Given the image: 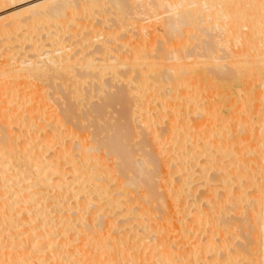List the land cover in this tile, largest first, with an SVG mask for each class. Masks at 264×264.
<instances>
[{"label":"bare ground","instance_id":"bare-ground-1","mask_svg":"<svg viewBox=\"0 0 264 264\" xmlns=\"http://www.w3.org/2000/svg\"><path fill=\"white\" fill-rule=\"evenodd\" d=\"M97 1H31L0 16V36ZM177 1L170 35L196 23L195 1ZM125 2L113 0L122 14ZM246 3L248 32L231 2L214 15L246 45L204 36L154 54L140 44L79 55L48 32L52 51L0 50L2 77L22 84L0 78V264H264V0ZM232 86L249 108L227 102Z\"/></svg>","mask_w":264,"mask_h":264},{"label":"rangeland","instance_id":"rangeland-1","mask_svg":"<svg viewBox=\"0 0 264 264\" xmlns=\"http://www.w3.org/2000/svg\"><path fill=\"white\" fill-rule=\"evenodd\" d=\"M20 1H22V0H20ZM20 1L15 0L14 3L5 4V5H7V6L4 5L5 7L0 6V8H1L0 9V16L6 15L7 13L9 14L10 10L12 11L13 9L14 10L20 9L19 7H22V6L25 7L26 5H28L27 3H30L31 1L34 2L35 0H31V1L30 0H23L22 2H20ZM123 1L125 2V0H123ZM170 1L171 2L173 1L174 2L173 4L176 5V7L172 6L173 8L171 7V9H168L167 7H164L162 5L160 7L159 6L160 4L158 5V0H128L127 1L129 3L128 11H130V12H127L126 11L127 9H126L125 10L126 13L123 11L125 13V15H124V13L122 14V12H121V10H119V8H116L114 6L113 0H111V1L110 0H98L97 1V3L99 2L98 4H91V5L86 6V7L84 6V8H83V6L81 7L79 5L80 7L76 6V8H78V9H76V8L74 9V7L72 8V10H75V11H73L74 13L72 15L66 14L67 18L65 20L63 18V19L58 20L60 22H56V23H53V21H51V25L49 22L45 23V24H41V25H36L34 27L33 31L31 28L27 27L28 30L30 31V29H31V31L29 33V31L27 30V32L29 34L27 33L28 35H26V37H25L24 32L26 33L27 28L26 29L25 28L24 29H18L16 34H7V35L0 36V43L5 42L1 46L3 48H0V50H3L5 45H6V49L3 50L4 52H6L8 49H10V48H8L9 46L7 44L10 43L13 46L14 45L18 46L17 44L20 45V43H21L23 49L21 48V50H20L21 52L19 51L20 53H22V50H24L25 48L28 47L27 45H29V48H30L34 44H35L34 47L35 46L41 47V45L42 46L47 45L48 47H45V48L43 47L42 49L44 51L45 50L48 51L49 49H50V51H52L53 48L49 47L48 44H51V42L54 41L55 36H56V38H58L57 42L63 43L64 46L69 45L68 48L70 47L69 48L70 52L77 53L73 50H75V49L79 50L78 52H81L79 55H82L83 53L88 52L90 49L93 50L94 47L96 48V46H94V45H99L98 47H100V48H102V45L103 46L105 45V48H108V47L113 48L112 46L117 47L116 45H118L123 50V49H127V46L129 47V45H140V44L141 45H149L150 46V47L148 46L149 51L151 53L153 52V54H154V52L156 53L158 51V53H159L160 51H162V50H156L155 51L156 46L158 47L159 45L160 46L162 45L163 49H165L167 51L174 49L173 45H175V46L176 45H201L202 41H204V39H203L204 36L206 37L205 41L209 40V38H212L214 40L213 41L212 39H210L209 43H211L212 45H244V44L246 45L247 42L244 39H242L240 37L239 38L233 37L226 30H223V31L220 30V28L222 26V21L220 20L219 17H215V16L218 13V10H217L218 4H216V3H220L221 0H194L195 4L190 6L189 10H190V12L194 11V13L197 15V17L195 16V22L196 23H193V24H195V26L189 25L190 26L189 27L186 25L185 26L180 25L179 30L172 31L174 34L173 33H172V35L167 34V31H166L167 28L165 26L164 21L169 16H172L173 20L178 19L177 14H179V12L181 11L180 8H182L181 6H178V4H175L178 2L177 0H170ZM226 1L231 2L232 5H236L239 9V11H237L238 12L237 16L241 20L237 23L238 28L241 29V31H243L244 33L250 31L251 25L249 22L247 23V21L249 19L248 20L243 19V21H242V18H241V16L244 15L245 11L248 10V8H250V6L248 5L249 3H246V0H226ZM127 2H125V4ZM8 4H10V5H8ZM12 4H15V5H12ZM215 5H216V8H215ZM209 8H210L209 11H211V12L207 11ZM242 8H244V9H242ZM205 9H207V10H205ZM250 9L248 11H249V15H252V16H250V19H251V17H253V16L256 17V15H255L256 12L251 11ZM184 11H186V10H184ZM214 11H216V13H214ZM248 11H246V14L248 13ZM201 14L204 16H202ZM68 18H70V19H68ZM57 19L58 18H56V20ZM252 19H255V18L253 17ZM251 21H253V20H251ZM62 22H64L63 26H61ZM80 23H82L83 25ZM58 24H60V25H58ZM247 26L248 27L250 26V27L248 28ZM208 28L210 31L206 30ZM180 30L181 31L184 30V31L181 32ZM219 30H220V32H219ZM178 31L181 32V35H177L178 33H180ZM48 32H52V33L54 32L53 34H55V36H53L52 33L48 34ZM211 32H213V33H211ZM210 34H212V36ZM168 35L171 36V38H169ZM182 35H184V36H182ZM174 36H176V37H174ZM218 36L220 38H218ZM37 40L40 42H38ZM262 40H264V36L262 37ZM244 41L246 43L243 44L242 42H244ZM203 43H205V42H203ZM262 44H264V41L262 42ZM12 45H10V47H13ZM171 47H173V48H171ZM29 48H27V49L30 50ZM11 49H13V48H11ZM27 49L24 51H26V53L28 54ZM43 50H41V51H43ZM14 51L15 50H13L12 52H14ZM12 52H10V53H12ZM5 56L8 57L9 55H5ZM5 56H2V57H5ZM3 59H1L2 60L1 63L6 62L5 61L6 58L4 59V61H3ZM1 65L2 64H0V66ZM3 65H4V63H3ZM4 67H6V66H4ZM4 67L1 66L0 69L1 68L3 69ZM198 68H200V66ZM186 69H187V66L183 67V70H186ZM130 73H131V75L133 74L132 72H130ZM8 74H10V73H8ZM8 74L6 71L7 76H9ZM149 74H151V73H149ZM0 75H1V73H0ZM10 77L11 76H9V79L11 80L12 78H10ZM0 78H2L1 80L3 82H4V80H6V81L9 80V79H7L8 77L4 78V77H2V75L0 76ZM150 78L153 79L152 77H150ZM17 79H18V77L17 78L13 77L12 81L14 80V82L17 81V83H19V81H21V80L18 81ZM19 79H22V77ZM248 80H249V78H248ZM250 80H251V78H250ZM255 81H250L251 84H247V85H250L249 87L252 90L254 88L259 89V90L261 88V90H262V87L260 86V80H257L258 82L257 81L255 82ZM3 82H1V84ZM257 84L259 85L260 88H257L258 87ZM20 85H22V84H20ZM167 87H168L167 84H164V86H162L158 90L162 93L164 90L168 89ZM234 87L236 88V90L238 89L237 85L236 86L234 85ZM234 87L233 86L231 87L230 96L228 97V100H227L228 103H229V100H232L231 98H233V97H234L233 98L234 103H237L238 101L240 102V100L242 99V98H237L238 92L236 93V90ZM238 87H240V86H238ZM179 88L181 89L182 87L180 86ZM201 91L202 90L198 91L197 94H199V92L201 93ZM242 92H244V91H241V92L239 91L238 95L239 94L243 95ZM203 93L205 95V92H203ZM203 93H201L202 95L201 94L200 95L204 96ZM200 95H198V96H200ZM258 99H259L258 102L260 101L259 103H261V98L259 97ZM156 102H157V104L159 103V101H156ZM261 106L262 105H260V107ZM237 107H238V105L236 104V109H237ZM241 107H242V105L240 102L238 108L240 109ZM243 107L245 109L249 108V107H245L244 105H243ZM257 107L259 108L258 105H257ZM157 109H158V107H157ZM220 109L224 113H227L229 108H226L225 106H221ZM255 110H254V112H255ZM155 111H159V110H155ZM243 111H246V110H243ZM224 113H223V115L227 116L228 113L227 114H224ZM247 114H248V112H247ZM251 114H250V116L253 118V120L254 121L257 120L256 112H255V114L254 113H251ZM246 115H244V116H246ZM250 116H249V119L247 122H249V120H251V122H250L251 124L250 123L249 124L252 125L251 126L252 132L256 131V133H257L258 132L257 126L259 125V123L254 124L252 122V118H250ZM196 118H200V116L199 117L197 116ZM164 120L166 121V118ZM228 124L233 126L235 123L232 124V121L229 120ZM157 126L159 128V126L161 127V124L156 125V127ZM162 126H163V124H162ZM253 127L254 128L256 127L257 129L253 130L254 129ZM247 140L250 141L251 139H247ZM202 235H204V234H202Z\"/></svg>","mask_w":264,"mask_h":264}]
</instances>
